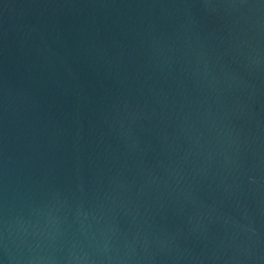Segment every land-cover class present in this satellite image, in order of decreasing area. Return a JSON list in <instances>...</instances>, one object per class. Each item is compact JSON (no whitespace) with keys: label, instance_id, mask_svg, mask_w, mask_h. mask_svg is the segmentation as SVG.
<instances>
[{"label":"water","instance_id":"95a60500","mask_svg":"<svg viewBox=\"0 0 264 264\" xmlns=\"http://www.w3.org/2000/svg\"><path fill=\"white\" fill-rule=\"evenodd\" d=\"M0 264H264V0H0Z\"/></svg>","mask_w":264,"mask_h":264}]
</instances>
